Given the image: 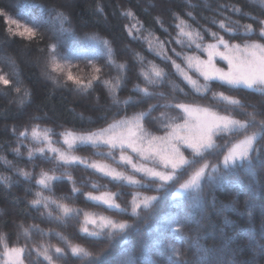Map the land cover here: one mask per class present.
I'll return each mask as SVG.
<instances>
[{"label":"trees","instance_id":"1","mask_svg":"<svg viewBox=\"0 0 264 264\" xmlns=\"http://www.w3.org/2000/svg\"><path fill=\"white\" fill-rule=\"evenodd\" d=\"M263 29L264 0H0V264L10 250L24 264H264V85L191 67L206 43L264 42ZM184 104L243 125L201 153L182 147L188 162L166 183L139 187L89 164L129 171L124 148H74L84 163L37 152L35 132L128 119L161 138ZM249 135L250 151L224 165ZM104 193L114 207L91 198Z\"/></svg>","mask_w":264,"mask_h":264},{"label":"rangeland","instance_id":"2","mask_svg":"<svg viewBox=\"0 0 264 264\" xmlns=\"http://www.w3.org/2000/svg\"><path fill=\"white\" fill-rule=\"evenodd\" d=\"M261 34L264 36V29ZM200 51L202 54L192 59L191 67L201 76L250 89L259 84L264 85V42L253 40L231 43L218 40L206 43ZM182 76L195 86L193 79L184 74ZM181 109L185 116L184 121L161 138L150 137L136 119H128L114 122L104 129L93 132L69 130L53 137L49 133L35 132L34 139L39 145L37 152L55 155L66 163H84L81 156L71 155L74 148L78 146L124 148L130 151V154L122 155L121 162L129 167V171L121 170L103 160H91L89 164L105 176L139 187L146 186L147 180L166 183L188 162V157L181 151L182 147L201 153L213 146L217 131L237 130L243 125L240 120L216 113L209 108L184 104ZM255 138V135H249L234 143L223 158V164L230 165L244 157L252 148ZM202 174V170L195 174L181 185L176 194H183L188 188L196 185ZM91 198L108 206L116 205L112 194H98ZM6 261L8 264H24L22 251H8Z\"/></svg>","mask_w":264,"mask_h":264}]
</instances>
